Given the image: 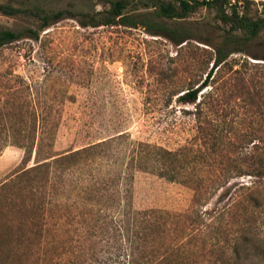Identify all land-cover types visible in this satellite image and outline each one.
<instances>
[{"label": "rangeland", "instance_id": "1", "mask_svg": "<svg viewBox=\"0 0 264 264\" xmlns=\"http://www.w3.org/2000/svg\"><path fill=\"white\" fill-rule=\"evenodd\" d=\"M131 1L136 4L138 0ZM229 1L240 5L245 0ZM249 1L253 13L264 8V0ZM0 4L37 7L48 13L71 11L44 28L38 39L21 38L0 47V154L7 148L19 153L0 177V264H116L113 242L106 246L104 239L95 248L97 253H88L89 219L80 224L75 221L78 216H64L63 208L48 209L50 198L55 200L52 205H72L75 191L71 186L63 192L57 175H50L46 182L42 173L22 182L24 170L38 161L48 162L50 156L120 133L127 135L120 143L124 145L145 142L169 150L186 146L206 154L201 164L185 169L187 175H234L238 172L230 168L231 159L264 156V95L256 93L264 88V34L230 55L215 82L201 91L202 115L196 116L193 106L179 105L176 96L171 101L168 97L196 79L200 61L209 60L211 46L221 41L223 25L214 12L199 9L176 22L190 37L176 46L149 35L143 27L80 26L81 13L102 9L99 0H0ZM38 25L37 17L0 11V30L22 31ZM163 71L172 75L171 83L162 82ZM238 88L255 93L257 106L252 107L245 94L239 100L230 98ZM31 127H35L34 134L28 137ZM215 141L219 148L208 152L210 142ZM118 150L124 155L122 148ZM105 166L99 170L105 172ZM238 166L245 169L242 162ZM71 174L63 177L66 185ZM240 181L250 188L248 195H259L264 215V181L251 176ZM193 198V189L185 184L152 173H134L135 209L185 214ZM41 200L46 206L43 220L37 217L42 214L37 207ZM214 204L215 198L207 207ZM248 208L253 210L251 204ZM57 213L63 217L60 225ZM60 240L63 248L57 250Z\"/></svg>", "mask_w": 264, "mask_h": 264}, {"label": "trees", "instance_id": "2", "mask_svg": "<svg viewBox=\"0 0 264 264\" xmlns=\"http://www.w3.org/2000/svg\"><path fill=\"white\" fill-rule=\"evenodd\" d=\"M99 4L101 10L81 13L77 19L80 26L143 27L149 35L163 37L176 46L190 39L188 31L176 22L199 9L214 12L216 20L223 25L221 41L210 45L213 55L209 60L203 58L200 61L196 79H191L168 97L171 101L176 96L179 105L193 106L192 114L196 116L202 115L201 101L198 100L203 95L201 91L215 82L217 72L230 55L241 52L240 45L264 34V8L260 13L257 10L253 13L249 0L240 5H232L229 0H138L136 4L131 0H99ZM137 6L144 11H138ZM0 11L8 16L22 14L39 19L37 28L0 30V47L21 38L36 40L44 28L57 23L65 15H71V11L48 13L37 7L20 8L9 4H0ZM160 74L162 82H172V75L164 71ZM235 93L237 95L231 93L230 98L239 100L245 94V98L250 97L249 104L257 106L253 101L255 93L244 92L243 88L236 89ZM256 93L264 95V88ZM29 129L28 137L34 134L35 127ZM126 137L125 133H120L77 150L50 156L48 162L38 161L22 172V182L30 175L42 173L46 182L50 175H57L63 192L69 191L67 187L71 186L75 191L72 205H52L55 200L50 198L48 209L63 208L66 210L64 216H78L75 221L80 224L89 219L92 223L87 224L91 225L86 237L88 253H97L95 248L104 239L106 246L113 242L117 249L116 264H264L262 202L259 195H248L246 191L250 188L240 181L246 176L264 181V156L245 155L241 160L231 159L230 168L238 172L234 175H187L185 169L201 164L206 154L186 146L169 150L145 142L120 144ZM22 147L27 148L24 144ZM119 148L123 149L124 155ZM218 148L216 141L210 142L208 152L215 153ZM240 162L245 164V169L238 166ZM103 165L107 168L105 172L99 170ZM91 167L95 168L93 173ZM85 171L89 174L85 175ZM138 171L191 187L194 198L190 211L172 214L155 209H135L132 183L134 173ZM70 174L72 177L67 178L66 185L63 177ZM214 198L215 204L207 207ZM77 204L83 207L79 209ZM248 204H251L252 211H249ZM37 207L42 209H38L42 214L37 217L41 215L43 220L45 202L41 200ZM73 208L78 210L77 214L71 213ZM57 217L60 225L62 214ZM96 237L100 239L96 241ZM58 242L57 250L63 248L62 240Z\"/></svg>", "mask_w": 264, "mask_h": 264}, {"label": "crops", "instance_id": "3", "mask_svg": "<svg viewBox=\"0 0 264 264\" xmlns=\"http://www.w3.org/2000/svg\"><path fill=\"white\" fill-rule=\"evenodd\" d=\"M18 150L15 148H7L2 151L0 154V177L2 176L3 171H8L10 167H8L11 164V161L16 158L18 155ZM9 163V164H8Z\"/></svg>", "mask_w": 264, "mask_h": 264}]
</instances>
